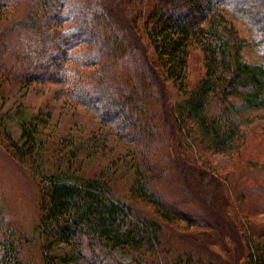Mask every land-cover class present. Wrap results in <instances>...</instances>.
I'll return each instance as SVG.
<instances>
[{
	"label": "trees",
	"instance_id": "obj_1",
	"mask_svg": "<svg viewBox=\"0 0 264 264\" xmlns=\"http://www.w3.org/2000/svg\"><path fill=\"white\" fill-rule=\"evenodd\" d=\"M21 4L22 0H0V20ZM231 11L255 20L264 33V0H33L24 14L0 29V76L8 72L16 81L67 82L74 101L115 124L120 133L135 130L129 137L137 144L139 177L132 190L155 212L126 202L109 171L77 175L75 181L67 174L77 168L43 172L36 232L49 244L45 264H54L53 257L68 258V253L51 252L56 243L67 244L75 258L89 264H233L217 263L206 258V251L177 243L181 236L216 230L200 210L185 207L181 199L184 182L199 195L209 190L214 178L207 182L204 170L198 169V175L196 166L180 157L174 160V170L168 169L169 161L160 153L167 142L155 128L165 117L174 128H182L183 116L191 115L197 117L203 138L222 149L238 111L264 106V63L248 54L254 39L227 23L214 25L217 15L225 19ZM141 24L150 48L140 33ZM13 36L17 40L9 41ZM197 42L204 73L189 89L185 103L171 106L166 84L174 80L184 89L192 52L200 47ZM82 46L93 55H85L77 69L72 65L74 50ZM158 105L164 106L159 112ZM22 131V139L30 140V151L24 152L11 138L8 145L26 164L40 132L27 123ZM178 220L192 228L178 235ZM6 221L1 210L2 257L6 264H23L28 233L11 228L9 221L5 228ZM244 248L248 263L264 264V251Z\"/></svg>",
	"mask_w": 264,
	"mask_h": 264
},
{
	"label": "rangeland",
	"instance_id": "obj_2",
	"mask_svg": "<svg viewBox=\"0 0 264 264\" xmlns=\"http://www.w3.org/2000/svg\"><path fill=\"white\" fill-rule=\"evenodd\" d=\"M31 1L22 0L20 6L11 7L1 15L0 29L9 25L13 18L24 14ZM213 22L215 26L220 23L232 25L241 35L254 39L248 51L249 57L256 63H264V33L262 29L258 30V22L243 13L232 11L225 19L217 15ZM140 27L144 43L150 48L145 28L142 24ZM25 34L22 31L21 37ZM16 40L13 36L9 41ZM197 48L191 55L189 77L184 82V89L180 90V82L174 80L166 84L171 106L183 105L189 89L204 73L201 45ZM84 49L82 46L74 50L76 58L72 65L77 69L85 55H93ZM150 55L152 58L151 52ZM96 68L95 65L93 69ZM7 74L0 76V212L2 210L6 215L5 228L9 227V221L11 228L23 229L28 233L25 241L28 244L22 255L23 264H45L44 252H48L45 248L48 242L36 232L41 214L39 175L43 172L55 173L77 168L78 172L67 174L70 181H75L79 176L109 171L118 181L120 194L126 202L144 212L155 213L152 212V204L139 198L132 190L135 179L139 177L134 161L137 144L129 137V134L135 133L134 129L120 133L115 124H108L93 110L74 101L69 95L67 82L25 81L24 78L20 79L21 82ZM162 108L164 106L158 105V112ZM237 114L235 128L222 149L203 138L197 117L191 115L183 116L182 128H174L169 117H165V120L159 118L156 122L158 127L155 125V128L167 142L160 153L169 161L168 169L173 171L174 160L180 157L187 164L195 165L198 175L204 170L207 182L214 178L212 181L217 183L210 185L204 193L195 195L184 182L182 205L200 210L216 230L198 234L197 237L181 236L180 242H177L179 246L202 249L207 253L206 258L217 263L231 260L233 264H250L245 245L264 251V106L242 109ZM23 123H27L32 131L40 132L36 150L28 154L29 163L26 164L11 152L8 145L11 138L24 148V152L30 151V140L22 139ZM29 165L36 167V170L29 169ZM175 223L180 224L174 229L178 235L192 228L184 221ZM1 249L0 244V264H6ZM51 252L69 255L63 260L53 257L54 264H89L75 258L71 247L64 243L54 244Z\"/></svg>",
	"mask_w": 264,
	"mask_h": 264
}]
</instances>
